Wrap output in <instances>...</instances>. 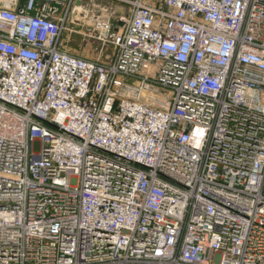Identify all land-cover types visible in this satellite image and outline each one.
Listing matches in <instances>:
<instances>
[{
	"label": "built area",
	"instance_id": "built-area-1",
	"mask_svg": "<svg viewBox=\"0 0 264 264\" xmlns=\"http://www.w3.org/2000/svg\"><path fill=\"white\" fill-rule=\"evenodd\" d=\"M0 264H264V0H0Z\"/></svg>",
	"mask_w": 264,
	"mask_h": 264
},
{
	"label": "crops",
	"instance_id": "crops-1",
	"mask_svg": "<svg viewBox=\"0 0 264 264\" xmlns=\"http://www.w3.org/2000/svg\"><path fill=\"white\" fill-rule=\"evenodd\" d=\"M78 48V49H77ZM92 48L91 43L83 42L82 45L75 46L73 49V52L83 54V55H89V50ZM80 49V50H79Z\"/></svg>",
	"mask_w": 264,
	"mask_h": 264
},
{
	"label": "rangeland",
	"instance_id": "rangeland-1",
	"mask_svg": "<svg viewBox=\"0 0 264 264\" xmlns=\"http://www.w3.org/2000/svg\"><path fill=\"white\" fill-rule=\"evenodd\" d=\"M82 44H83V41L80 42V43H79V42H75L74 45H72V47L74 48L75 46L82 45ZM77 49H78V48H77ZM79 50H80V49H79ZM33 148H34V151H38V149H39V145H38L37 142L34 144Z\"/></svg>",
	"mask_w": 264,
	"mask_h": 264
}]
</instances>
